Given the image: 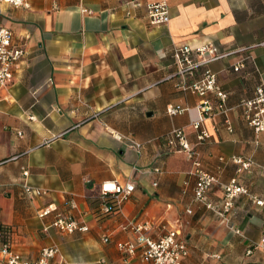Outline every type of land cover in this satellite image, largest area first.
Here are the masks:
<instances>
[{
    "label": "crops",
    "instance_id": "obj_1",
    "mask_svg": "<svg viewBox=\"0 0 264 264\" xmlns=\"http://www.w3.org/2000/svg\"><path fill=\"white\" fill-rule=\"evenodd\" d=\"M152 1L158 0L0 4V24L25 43L12 81L0 91V219L16 226L11 247L26 258L56 247L52 264H149L140 250L130 256L116 245L134 240L123 227L135 221L147 223L154 239L179 230L188 247L183 264H264V251L254 246L264 209L241 195L226 222L202 220L217 214L194 199L191 160L164 152L166 135L182 128L217 180L209 199L220 209L223 185L233 178L264 197V132H254L241 106L264 87V0H166L170 18L158 25L147 15ZM204 43L223 52L247 49L209 64L228 93L232 131L216 115L204 121L210 137L199 141L191 124L200 98L168 76L176 69L174 45ZM168 106L183 111L170 115ZM131 141L142 144L140 152ZM232 156L251 165L244 169ZM113 182L132 183L134 191L119 211L100 216L98 196ZM24 183L45 194L27 195ZM46 208L50 213L39 216ZM59 216L88 230L62 234L53 226Z\"/></svg>",
    "mask_w": 264,
    "mask_h": 264
},
{
    "label": "built area",
    "instance_id": "obj_2",
    "mask_svg": "<svg viewBox=\"0 0 264 264\" xmlns=\"http://www.w3.org/2000/svg\"><path fill=\"white\" fill-rule=\"evenodd\" d=\"M1 3L10 4L15 7H30V0H0ZM140 2L138 0L137 5ZM147 15L152 25L167 23L170 18L169 5L166 0H158L146 3ZM247 48H239L237 50L221 51L213 44H200L190 46L188 44L174 45L171 50V56L175 64V72L168 76L172 78L177 76L179 80L176 88L182 92H188L197 95L200 100L197 105L199 119L192 122V127L196 131V137L199 141H204L210 137L207 128L204 125L206 119L216 115H223L224 122L229 131H232L231 122L228 118L227 97L228 93L218 83L217 73L214 72L209 64L221 58L228 57L238 52H242ZM25 55V43L21 40L13 38L10 29L0 24V91L6 88L13 79L14 69ZM250 59L246 56L240 60L235 66L234 71H239L244 67L246 60ZM243 108V118L250 125L256 134L264 132V87L259 86L256 96L250 100H245L241 104ZM185 110V109H184ZM183 109L174 106L167 107V113L176 115ZM129 146L140 152L142 144L131 141ZM179 151L184 152L192 162L193 170L191 174L195 177L194 199L201 203L206 209L212 210L217 215L223 217L229 212L235 200L241 195H247L259 207L264 209V197H256L249 193V190L240 184L237 179L233 178L223 185V196L221 199L222 209L219 204L209 199V193L213 184L217 182L215 176L209 171L202 168L201 161L198 159L197 151L191 146L187 136L182 128H173L166 135L165 153ZM231 160L241 167L247 169L251 165L250 160H243L239 156H232ZM1 163V162H0ZM155 172H161L159 168L154 169ZM23 174L27 175L28 171L23 170ZM156 185L157 183H153ZM24 192L29 196H41L45 191L24 183ZM134 184L110 183L102 186L100 199V212L102 215H110L122 208L134 191ZM51 208H46L39 216L48 215ZM191 211L188 210V213ZM58 230L65 233H73L75 231H87L88 227L78 223L76 220L59 216L53 222ZM135 234L134 240L119 241L117 248L127 255H135L140 250L141 258L149 264H183L184 257L188 254V247L185 240L180 236V231L173 228L160 238L154 239L147 235L150 227L147 223H136L129 221L124 227ZM235 233L240 230L234 229ZM108 241V238L104 239ZM254 246L264 251V224L261 228L260 238ZM58 249L56 247H44L40 250L36 259L24 257L19 252L12 249L7 233L0 231V253L4 258V264H52ZM251 252V248L247 253ZM54 264H63L56 261Z\"/></svg>",
    "mask_w": 264,
    "mask_h": 264
},
{
    "label": "rangeland",
    "instance_id": "obj_3",
    "mask_svg": "<svg viewBox=\"0 0 264 264\" xmlns=\"http://www.w3.org/2000/svg\"><path fill=\"white\" fill-rule=\"evenodd\" d=\"M212 215H213V213H211ZM210 214V216H208V215H206V216H204L203 218H202V220H206V219H210V220H217V221H224L225 220V222L227 221L226 220V217H227V213L223 216V217H221V216H219V215H216L215 217L214 216H212ZM228 218V217H227ZM237 221H240V218H238V220ZM224 224V223H223ZM14 227H16L15 225H13V224H8V223H5V222H2L1 221V219H0V229H2V230H4V231H6L7 232V236L9 237V239L10 238H12L13 237V232L15 231H17V229H13ZM5 229H8V230H5ZM59 232H61L60 230H59ZM62 234H69V233H65V232H61Z\"/></svg>",
    "mask_w": 264,
    "mask_h": 264
},
{
    "label": "trees",
    "instance_id": "obj_4",
    "mask_svg": "<svg viewBox=\"0 0 264 264\" xmlns=\"http://www.w3.org/2000/svg\"><path fill=\"white\" fill-rule=\"evenodd\" d=\"M98 200H99V206H100V199H99V197H98ZM99 208H100V207H99ZM115 213H116V212H115ZM99 215H100V216H104V217H105V216H109V215H102L101 212H100ZM110 215H111V214H110ZM5 230H8V229H5ZM0 231H1V232H4L5 234L7 233L6 231H4V230H2V229H0Z\"/></svg>",
    "mask_w": 264,
    "mask_h": 264
}]
</instances>
